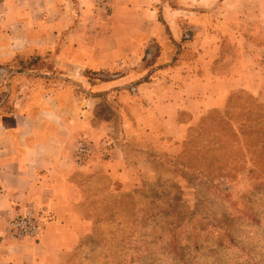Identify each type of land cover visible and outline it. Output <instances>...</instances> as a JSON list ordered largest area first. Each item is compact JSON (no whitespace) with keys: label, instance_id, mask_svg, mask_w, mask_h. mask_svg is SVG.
Here are the masks:
<instances>
[{"label":"crops","instance_id":"1","mask_svg":"<svg viewBox=\"0 0 264 264\" xmlns=\"http://www.w3.org/2000/svg\"><path fill=\"white\" fill-rule=\"evenodd\" d=\"M251 30L264 33V0H0V264H81L84 193L129 189L149 164L133 145L180 135L179 113L196 119L233 90L264 95ZM30 208L41 233L11 238Z\"/></svg>","mask_w":264,"mask_h":264},{"label":"rangeland","instance_id":"2","mask_svg":"<svg viewBox=\"0 0 264 264\" xmlns=\"http://www.w3.org/2000/svg\"><path fill=\"white\" fill-rule=\"evenodd\" d=\"M263 37L247 34L264 72ZM222 54L221 67L236 57V32ZM178 122L180 135L133 145L149 164L137 163L129 189L101 180L85 191L80 211L92 228L75 250L81 264H264V174L253 167L264 95L233 90Z\"/></svg>","mask_w":264,"mask_h":264},{"label":"built area","instance_id":"3","mask_svg":"<svg viewBox=\"0 0 264 264\" xmlns=\"http://www.w3.org/2000/svg\"><path fill=\"white\" fill-rule=\"evenodd\" d=\"M90 149L84 142H80L77 147L76 156L80 160L81 158L88 156ZM41 219L34 210V208L28 209L22 214L11 218L7 225V232L13 239L24 238H37L41 233Z\"/></svg>","mask_w":264,"mask_h":264},{"label":"trees","instance_id":"4","mask_svg":"<svg viewBox=\"0 0 264 264\" xmlns=\"http://www.w3.org/2000/svg\"><path fill=\"white\" fill-rule=\"evenodd\" d=\"M254 149L258 150L259 155H261V157L258 159L259 161H257V160L253 161V165H254L253 167L255 169L260 168L262 170L263 174H264V142L263 141H258V143L254 147ZM180 258H182V255H180Z\"/></svg>","mask_w":264,"mask_h":264}]
</instances>
